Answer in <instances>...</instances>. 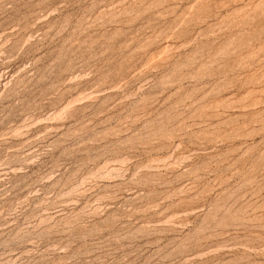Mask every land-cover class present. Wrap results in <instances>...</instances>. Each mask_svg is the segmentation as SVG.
Wrapping results in <instances>:
<instances>
[{
    "label": "rangeland",
    "instance_id": "374dc122",
    "mask_svg": "<svg viewBox=\"0 0 264 264\" xmlns=\"http://www.w3.org/2000/svg\"><path fill=\"white\" fill-rule=\"evenodd\" d=\"M0 264H264V0H0Z\"/></svg>",
    "mask_w": 264,
    "mask_h": 264
}]
</instances>
